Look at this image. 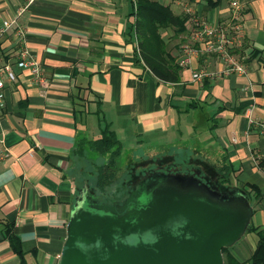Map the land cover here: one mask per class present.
Listing matches in <instances>:
<instances>
[{
	"label": "crops",
	"instance_id": "crops-1",
	"mask_svg": "<svg viewBox=\"0 0 264 264\" xmlns=\"http://www.w3.org/2000/svg\"><path fill=\"white\" fill-rule=\"evenodd\" d=\"M155 1L186 17L184 34L187 11L218 24L227 19L229 3L237 2L245 75H225L219 60L200 56L179 71L178 83L158 82L134 58V0H34L27 6L24 0H0V26L13 22L0 34V59L15 74L3 85L0 109V149L7 153L0 160V264H58L73 203L88 187L85 171L105 159L78 158L74 144L97 139L105 125L121 149L166 141L179 143L191 160L215 164L224 157L233 167L232 190L250 194L243 195L252 211L248 225L264 228V130L255 125L264 122V0H210L214 6ZM17 29L40 65L43 84L14 67ZM178 46L171 47L176 61ZM201 68L212 76L192 82L191 73ZM5 225L18 241L21 260ZM255 244L254 234L243 233L228 253L250 264Z\"/></svg>",
	"mask_w": 264,
	"mask_h": 264
},
{
	"label": "water",
	"instance_id": "water-1",
	"mask_svg": "<svg viewBox=\"0 0 264 264\" xmlns=\"http://www.w3.org/2000/svg\"><path fill=\"white\" fill-rule=\"evenodd\" d=\"M251 215L240 193L182 174L148 184L121 214L79 191L58 264H224L221 249L239 239Z\"/></svg>",
	"mask_w": 264,
	"mask_h": 264
},
{
	"label": "trees",
	"instance_id": "trees-1",
	"mask_svg": "<svg viewBox=\"0 0 264 264\" xmlns=\"http://www.w3.org/2000/svg\"><path fill=\"white\" fill-rule=\"evenodd\" d=\"M209 6L217 2L204 0ZM134 19L132 31L136 42L135 61L140 60L143 66L154 76L158 82L176 84L179 82V67L176 57L169 52L167 39L162 33L171 29L173 37L184 34V15H175L168 5H163L155 0H134ZM264 31V25H263ZM121 145L114 137L107 125L100 129V135L95 140L77 139L72 154L78 158L86 157L88 162L92 159L87 154L105 158L100 165H93V186L99 192L112 184L116 177V160L121 154ZM203 171L211 172L212 180L217 186L227 184L233 176V167L227 159L221 157L215 164L203 160H196ZM93 163V161H92ZM200 167L199 169H201ZM250 190H256L254 186H248ZM242 195L249 198L250 194L245 189L239 190ZM253 197L257 196L252 193ZM9 225H5V235L12 251L22 259L18 241L9 232ZM244 233H252L256 237L255 247L248 258L250 264H264V228L248 225ZM224 264H243L237 262L229 253L228 248L221 249ZM21 264L23 261L21 260Z\"/></svg>",
	"mask_w": 264,
	"mask_h": 264
},
{
	"label": "built area",
	"instance_id": "built-area-1",
	"mask_svg": "<svg viewBox=\"0 0 264 264\" xmlns=\"http://www.w3.org/2000/svg\"><path fill=\"white\" fill-rule=\"evenodd\" d=\"M24 1L27 6L34 0ZM240 9L237 2L231 1L228 6L227 19L218 24H210L193 12L187 11L190 15V34L188 43L184 42L179 46L177 65L180 69H188L192 60L200 56H206L219 60L223 65L221 73L225 75H245L246 71L241 62L244 32ZM12 24L13 22H3L0 26V34L9 29ZM16 36L18 46L14 59V67L18 70L26 71L33 84H43L44 80L41 76L40 65L22 44L23 32L17 29ZM210 76H212L211 73L201 68L191 73V81L200 82ZM14 80L15 74L12 71L11 64L0 59V109L4 105L3 85L4 83H11ZM248 123H251L249 118ZM255 125L261 131L264 130V122H258ZM6 157V150L0 149V160Z\"/></svg>",
	"mask_w": 264,
	"mask_h": 264
},
{
	"label": "rangeland",
	"instance_id": "rangeland-1",
	"mask_svg": "<svg viewBox=\"0 0 264 264\" xmlns=\"http://www.w3.org/2000/svg\"><path fill=\"white\" fill-rule=\"evenodd\" d=\"M189 34L190 25L186 34H182L180 37L172 38L173 33L171 29L163 32L162 36L166 39L167 37L170 38L166 40L168 44L167 48L170 53H173L174 48H171L172 44L179 41L180 46L182 43L187 42L189 40ZM179 38L182 39L179 40ZM97 136L98 135H96L94 139L97 138ZM177 145L179 147H177ZM179 148L181 150H178ZM122 149L115 164V167L118 169V171H116L117 178L112 184L104 188L103 191L99 192L94 188L93 171H85L84 178L86 180V186H88L85 192L96 204L105 205L107 207L120 204L128 195L132 183L146 175L153 174H157L153 179V181H155L161 176L169 174H182L187 177H194L193 175H189V173H193L207 180L214 186L216 185L218 189L223 191L235 189L231 186V180L227 184L218 187L216 182L212 180L213 177L211 176V172L203 171V166H199L196 160H191L189 157H191L192 154L190 152H185L183 147H181L179 143L177 144V142L167 143L165 141L161 142L157 147H154L153 144L146 145L145 143H139V145L128 144L124 145ZM102 161L103 160L100 161L98 159L97 163H102ZM200 167L202 168L199 169ZM194 178L197 180L196 177Z\"/></svg>",
	"mask_w": 264,
	"mask_h": 264
},
{
	"label": "flooded vegetation",
	"instance_id": "flooded-vegetation-1",
	"mask_svg": "<svg viewBox=\"0 0 264 264\" xmlns=\"http://www.w3.org/2000/svg\"><path fill=\"white\" fill-rule=\"evenodd\" d=\"M189 175H193L194 177L197 178V180L200 182V183H203L204 185H206L209 189L213 190V189H216L218 190L219 192L221 193H227L229 190H221V189H218L216 187V185L214 186L213 184H211L210 182H208L207 180L201 178L200 176H197L193 173H189ZM157 176V174H153V175H146L140 179H138L137 181H135L134 183H132L131 185V188L130 190L128 191V195L126 196L125 200L123 199V201L120 203V204H117V205H113V206H110V207H107L105 205H100V204H96L94 202V205L96 206V208H100V209H103V210H112L114 211L115 213L117 214H121L124 212L126 206L130 203V201L132 200V198L134 196H136L137 194H139L140 192H142L144 190V188L150 184L153 179ZM232 190V189H230ZM86 191V190H85ZM85 195H87V193L85 192ZM129 196V197H128ZM89 200L91 203H93V200L89 197Z\"/></svg>",
	"mask_w": 264,
	"mask_h": 264
}]
</instances>
